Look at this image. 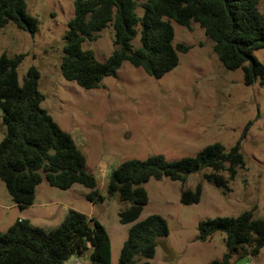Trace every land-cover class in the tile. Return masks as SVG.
<instances>
[{"label": "rangeland", "instance_id": "374dc122", "mask_svg": "<svg viewBox=\"0 0 264 264\" xmlns=\"http://www.w3.org/2000/svg\"><path fill=\"white\" fill-rule=\"evenodd\" d=\"M29 14L38 21L35 34L10 23L0 30V56L24 55L18 68L22 83L27 71L40 72L41 107L73 139L86 158L87 170L97 180L104 201L91 204L89 191L81 185L63 191L42 183L35 202L19 208L0 181V233L18 219L47 231L58 227L73 209L97 219L111 241V264H118L132 225L120 223L126 207L118 196L110 197L108 185L113 171L129 160H147L162 155L167 160L195 157L205 147L221 144L231 149L238 143L244 166L237 168L231 191L209 184L203 170L188 179L195 191L202 184L199 204L181 202V184L168 178L151 179L143 187L148 202L139 221L158 215L166 220L169 235L162 239L151 264H212L226 253L225 234L216 233L206 243L198 241L201 222L238 217L253 211L264 219V86L257 81L247 86L243 71L227 70L214 53L213 43L204 30L190 29L169 21L174 29V45L190 47L179 53V64L163 77L148 76L143 69L124 62L115 76L106 77L100 87L85 90L67 81L61 73L64 36L74 17L75 0H25ZM264 11V0H259ZM141 16L143 11L138 9ZM114 29L107 27L84 50L105 62L114 50ZM139 46V38L134 43ZM264 64V49L254 52ZM0 110V142L5 137ZM90 264L88 255L73 256L65 264ZM264 264V248L256 257L232 264Z\"/></svg>", "mask_w": 264, "mask_h": 264}, {"label": "trees", "instance_id": "16d2710c", "mask_svg": "<svg viewBox=\"0 0 264 264\" xmlns=\"http://www.w3.org/2000/svg\"><path fill=\"white\" fill-rule=\"evenodd\" d=\"M73 7L60 68L65 80L82 89L99 88L124 62L156 79L176 68L179 53L191 48L174 45V29L165 18L186 29L198 24L227 70L241 69L247 86L257 81L264 86V64L254 57L255 51L264 49V11L259 0H75ZM138 9L143 11L141 16ZM10 23L31 34L38 31V21L29 14L25 0H0V30ZM109 26L114 29V50L99 62L83 45L97 41ZM23 59L24 55L0 56V110L6 127L0 142V181L21 209L34 204L36 189L44 182L63 191L81 185L89 191L86 199L91 204L103 202L85 156L41 107L45 96L39 87L40 72L32 67L19 82ZM244 163L239 143L229 150L216 143L180 160L157 155L121 163L110 177L108 194L126 204L119 213L120 223L132 226L118 264H151L161 240L169 235L166 220L158 215L139 221L148 202L146 182L165 178L178 182L181 202L195 205L200 203L202 184L190 190L191 175L211 170L205 180L230 192L229 184ZM216 233L225 234L226 253L212 264L256 257L264 248V219L256 218L253 211L201 222L198 241L206 243ZM85 255L90 264H111L110 237L97 219L73 209L49 231L18 219L0 233V264H65L73 256Z\"/></svg>", "mask_w": 264, "mask_h": 264}, {"label": "built area", "instance_id": "2783aa9c", "mask_svg": "<svg viewBox=\"0 0 264 264\" xmlns=\"http://www.w3.org/2000/svg\"><path fill=\"white\" fill-rule=\"evenodd\" d=\"M76 264H79L78 261H76ZM246 264H249V263H246Z\"/></svg>", "mask_w": 264, "mask_h": 264}]
</instances>
